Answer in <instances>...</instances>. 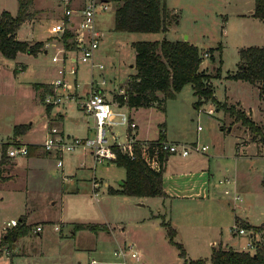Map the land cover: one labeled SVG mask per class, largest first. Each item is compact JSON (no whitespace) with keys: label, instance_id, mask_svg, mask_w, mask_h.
Here are the masks:
<instances>
[{"label":"rangeland","instance_id":"374dc122","mask_svg":"<svg viewBox=\"0 0 264 264\" xmlns=\"http://www.w3.org/2000/svg\"><path fill=\"white\" fill-rule=\"evenodd\" d=\"M165 2L178 21L166 33L115 32L113 21L116 4L108 2L106 11H98L96 29L101 40L94 53V68L91 62L84 63L79 59L77 63L71 62L80 56L75 46L65 54L59 52L63 47L62 42L52 31L51 35L47 33L49 24L55 18L53 9L39 15L45 18L36 26L35 37L53 41L45 49L46 52L41 50L36 56L19 55L14 59L0 56V67L3 68L0 72V95L6 98L5 106L0 107V152L2 143L8 144L7 150L19 144L15 139L10 140L16 125L31 126L21 140L30 142H44L50 128L55 126L59 129L57 118L46 122L45 107H54L51 117L56 116L58 111L62 112L65 116L62 122L64 130L80 138L86 128L91 130L93 127L92 118L81 111L79 104L89 94L91 78L97 84L105 81L100 88L106 98L113 101L116 96L124 94L129 77L135 73L132 67L135 56L133 43L164 38L188 41L200 48L201 69L211 76L209 85L215 92V98L227 103V106L238 102L247 111L252 110L253 118L264 132V90L261 103L256 87L244 81L227 79L238 68L240 49L264 47V21L250 17L254 0ZM50 4H55V0H33L29 12L38 15L40 9H46ZM3 11L16 15L18 0H0V13ZM73 39L74 36L72 43ZM55 55L59 58L56 63L52 61ZM99 64L103 68H98ZM21 65L25 67L22 73L17 72ZM73 68L76 72L72 75L70 71ZM53 69L55 76H45V72L50 74ZM62 69L64 79L72 85L77 84L70 95L74 100L59 106L47 105L41 98L43 105L34 101L33 85L30 83L55 79L56 76L61 78L58 71ZM58 92L62 93L61 90ZM195 101L192 87L187 84L165 102L164 111L157 107L141 108L136 116L137 122L133 118L136 125L138 123L133 134L137 138L158 139L166 131L168 135L182 134L195 138L196 127H201L198 144L208 145L211 149L208 160L211 162L210 191L214 193L211 195L213 199L207 203L193 204L188 214L189 223L188 219L183 220L188 224L178 228L179 236L174 241L181 244L189 259H204L209 264L212 251L209 243L219 239L230 241L229 227L233 226L234 217L247 220L257 227L264 223V187L261 183L264 177V145L236 148L239 134L230 118L224 112H216L209 101H202L203 104L197 108L194 107ZM259 107L262 108L261 112ZM112 108L131 115L125 106L113 105ZM210 108L213 114L208 113ZM223 124L224 132L221 131ZM230 127L232 130L228 132ZM127 132L125 126L112 128L119 143L125 141ZM108 138L112 142L109 134ZM77 151L64 155L63 174L60 168L55 167V156L45 155L40 161L30 163L23 156L9 158L4 173L8 181L0 182V264H117L119 261L113 253L124 246H132L139 257L134 260L128 258L127 264H182L179 250L169 242L166 228L161 224L162 219L152 216L156 210L151 199L145 201L108 193L104 184L117 188L125 179V170L113 162L100 163L93 168V159L89 155L85 160L74 158ZM44 152L41 144L32 153L41 156ZM226 166L229 167L228 173L224 169ZM93 177L101 181L98 197H92L90 181ZM225 178H230L235 184L219 185V181L224 182ZM236 195L242 201L234 204L233 197ZM24 219L28 227L27 234L20 238L19 244L23 246L18 244V240L16 244L3 240L10 231L4 230L8 222L15 220L19 223ZM39 224L43 231L35 234L34 228ZM104 224L112 227L113 231H92L86 227ZM77 225L83 227L77 229ZM122 232H125L124 235ZM241 239L235 247L240 250L246 241L245 237ZM16 248L18 250H14ZM19 252L27 255L12 256Z\"/></svg>","mask_w":264,"mask_h":264},{"label":"trees","instance_id":"16d2710c","mask_svg":"<svg viewBox=\"0 0 264 264\" xmlns=\"http://www.w3.org/2000/svg\"><path fill=\"white\" fill-rule=\"evenodd\" d=\"M116 4L114 10L113 30L127 33H166L172 24H177V16L168 9L165 0H105ZM32 0H18V11L11 15L7 11L0 13V54L8 59H13L18 53H26L35 56L43 47L42 42L30 43L16 39V32L20 26L34 14L29 12ZM252 18L264 21V0H254ZM72 34L66 32L62 39L63 47L71 50L74 43L71 42ZM135 73L129 77L124 88V94L114 98L120 106H126L129 110L138 108L157 107L164 111L165 102L173 98L185 85L192 87L193 95L197 98L194 107L202 101H210L215 108L222 110L234 119L235 122L245 127L251 134L253 141L264 145L263 128L255 123L250 116L235 105L221 104L214 98L213 90L209 85L211 76L201 69L202 51L196 45L188 41H143L133 43ZM239 64L236 72L229 74L227 79L244 81L259 89V96H263L264 90V47H247L239 50ZM212 55V54H211ZM213 56H211V59ZM219 68L216 77H219ZM35 90L42 89L39 95L42 100L48 93L46 84L34 85ZM262 98V97H261ZM49 109V107H47ZM30 129L29 124H20L13 127V136L24 135ZM224 128L222 127L221 130ZM164 133L156 141L164 140ZM19 146V144H16ZM8 144H2L0 152V181L7 180L5 167L9 164L6 155ZM28 151L32 149L27 146ZM136 158L128 159L117 153V166L125 170V179L119 190L109 189V194L128 197H166L162 186L163 164L168 154H158V170L152 169L143 160L140 149H135ZM264 187V178L262 180ZM12 228L3 240L12 241L14 238L27 232L24 224ZM166 228L169 242L179 250L182 264H207L204 259H187L186 252L181 244L174 241L175 230L169 223L163 222ZM77 225L75 228H82ZM92 231L101 230L98 225L86 226ZM252 228V227H251ZM255 227L253 229H258ZM209 264H264V252L258 248L255 252L237 251L222 247L213 248Z\"/></svg>","mask_w":264,"mask_h":264},{"label":"built area","instance_id":"2783aa9c","mask_svg":"<svg viewBox=\"0 0 264 264\" xmlns=\"http://www.w3.org/2000/svg\"><path fill=\"white\" fill-rule=\"evenodd\" d=\"M58 2L62 10V16L53 25L52 33L58 36L57 38L62 42L65 33L70 32L74 36L75 51L80 53V56L73 58L71 62L77 63L78 59L84 63L91 62V67L94 68L93 57L101 40L99 31L96 29V16L98 11L103 12L107 10L108 2L105 0H59ZM59 52L65 54L70 52V50L62 47ZM58 60L57 55L53 56V62L56 63ZM98 68H103V65L99 64ZM70 72L73 75L76 70L73 68ZM58 73L61 75V78H57L51 83L52 88L44 96L43 100L47 105L59 106L74 100L70 98V95L77 88V84L72 85L64 79V69L59 70ZM103 82L104 80H102L101 84ZM89 84V94L84 102H80L79 104L80 109L93 120V136L83 138L68 137L59 134L55 128H50L45 136V141L42 143L45 152L56 154L58 167L63 168L64 155L77 150L90 154L95 167L97 164L103 162L115 161L117 153L126 156L130 160H134L136 158L135 149L138 147L143 160L155 170L159 168L157 161L158 154L186 157L190 152L203 153L207 151V146L198 143L183 144L167 140L139 141L133 134L137 125L129 114L124 111L113 110V105L121 106L114 100L109 101L106 99L105 95L99 91L93 77ZM59 90L62 93H59ZM208 113L212 114V111H208ZM120 126H125L128 129L123 143H119L116 136L112 133V128ZM197 130L199 131L200 127H197ZM108 134L111 136L112 142H110ZM27 153V147L23 145L10 148L6 151L8 157L26 156ZM90 183L92 196L97 197L101 183L94 177ZM234 199L239 200L240 198L239 196H235ZM18 224L17 221L10 220L4 230L17 227ZM41 230V226H36L34 233L38 234ZM232 232L235 236L246 238L242 251L253 253L258 248H261L264 252V227L253 229L234 225ZM114 256L118 259V264H127L126 260L128 258H135L136 253L132 250L131 246H124L115 251Z\"/></svg>","mask_w":264,"mask_h":264},{"label":"crops","instance_id":"0c3cea01","mask_svg":"<svg viewBox=\"0 0 264 264\" xmlns=\"http://www.w3.org/2000/svg\"><path fill=\"white\" fill-rule=\"evenodd\" d=\"M52 3H53V1H52ZM48 9H53L54 10V16H55L54 20H52V23L49 24V27L47 28V33L51 35L52 34L51 30H52L53 23L57 22L61 18L59 16H62V10H61V7L59 6L58 0H55V4H50L48 8L40 9V12H39L38 15L35 14L32 19H29L26 22H24L20 26V28L17 30V32H16V36H15L16 39H18L20 41H28L30 43L42 42L43 43V47H42L41 50L46 52L45 49L50 47L53 44V41L52 40L50 41V38L47 39L46 41H43L42 39H37L35 36H36V33H37L36 28H38L36 26L37 25L39 26V23L41 22V20H43V18H45V17H40L39 15H41V14L44 15L45 14L44 11L48 10ZM252 12H253V10L250 12V17L252 15ZM96 20H97V18H96ZM255 20H257V19H255ZM96 25H97V23H96ZM26 28H27V30H25ZM33 37H35V38H33ZM19 55H28V54H26V53H18L15 57H17ZM212 55H213V53H212ZM0 56L5 58L1 54H0ZM28 56H33V55H28ZM2 70H3V68L0 67V72ZM24 70H25V67L23 65H21L20 70L18 69L17 72L22 73V72H24ZM45 76H50V78L52 76H55L54 69L51 71L50 74L45 72ZM56 79H57V76H56L55 79H51V80H47V81L31 82L30 85H33V100L37 101V102L38 101L40 102L39 95L42 92V89L35 90L34 85H36V84H46V85H48L50 87L51 83L54 80H56ZM97 85H98L99 91L101 93H103L105 95V97H106L105 92H103V90L100 88L101 85H105V81L103 82V84H101V82H100V84H97ZM254 87H256V89L258 90V95H259L258 87L257 86H254ZM214 93L215 92L213 91V94ZM0 96H1L0 97V102H1L0 103V107L2 108V106H5L4 102H5L6 98H3V97H5V95H0ZM213 96L215 98V95H213ZM259 98H260V96H259ZM41 100H42V98H41ZM196 100H197V98H196ZM260 101H261V103L263 102L262 99ZM203 102H208V101H203ZM203 102L201 104H203ZM218 102H220L221 104L225 103V102H221V101H218ZM40 103L42 104V102H40ZM225 104H227V103H225ZM200 105H198L197 107H199ZM212 105L215 107L214 104H212ZM233 105H235L237 108H240L243 111H245L250 116V118L255 123H257V120H255L253 118V111L252 110L247 111V109L244 108L238 102H236V104H233ZM53 109H54V107L51 108V109L50 108L47 109V107H45V110H46V113H47L46 122L48 123L50 120H54L55 118H57L58 120H56V122L58 124H60L59 129L57 127H55V126L52 127V128H55L59 132V134H61V135L68 136V137H70V136L73 137L74 135H70L69 133H67L64 130L62 122H63V119H65L64 118L65 116H64V114L62 112L58 111L56 116L51 117ZM140 109L141 108L131 109V110L128 109V111L131 113V115H129V116L132 118L133 121L135 119V122H137L136 116L138 115ZM81 111L83 113H85L83 110H81ZM208 111H212V114L214 113L211 108ZM259 111L261 112L262 108L259 107ZM216 112H223V111L216 109ZM224 114L227 115L230 118L231 123L233 124V126H236L237 129H238L239 136L236 137V139L239 140V142L236 144V148L237 147L239 148L240 146H241L240 148H244L246 146L248 147L251 144L252 145H256V147H263V144L259 143L257 140L253 141L251 139V134L249 133V131L245 127H243L239 123L235 122L234 119L232 117H230L228 114H226V113H224ZM257 124H259V123H257ZM197 127H200V126H197ZM197 127H196V137L195 138H189V137L184 136L182 134L181 135H168V134H166V131H164L163 138H164V140H167L169 142H176V143H183V144H195V143L199 142V132L202 131L201 127H200L199 131L197 130ZM30 128H31V126H30ZM137 128H138V123H137ZM223 128L224 129L221 130L222 132H224V130H225L224 124H223ZM91 130L94 133L93 127L91 128ZM91 130L89 128H86V130H84L85 133H82L81 134L82 136H80V138L89 137L90 134L93 135ZM231 130H232V127H230L228 129V132H231ZM12 131H13V129H12ZM27 132L24 135H21V136H18V137H14L13 136L12 138H10V140L11 139H15V141L19 142V145H23V146H26V147L29 145V146L32 147V149L28 151L27 155L23 156V157L26 158L28 163H30V161L33 162V160L40 161L42 158L46 157L45 155H47L49 157H54L55 156V158L57 159L56 154L50 153V152H44V155H41V156L33 155L34 153H32V152L34 150H37L39 148V146H41V144L43 142L21 141L22 137H24L27 134ZM137 139L139 141H141V142H147V141L150 142V141H156L157 140V139H148V138H145V137H139ZM2 144H5V143H2ZM205 146H207L208 149H207L206 152H203V153L190 152L186 157H182L180 155H169V156H167L166 157V161L163 164V177H162V186H163V190H164V192L166 194V197H164V198H161V197H145V198H142V199H145V201H147V199H151L152 203H154L153 206H154V208L156 210V214L152 215V216L156 217L158 219L161 218L162 219L161 224L163 222L169 223L170 226L175 230V237L179 236L178 228H180V226H184L185 224L189 223L190 218L188 217L189 216L188 214H189V212H191V207L193 206V204L200 203V202L207 203V202H209L210 200L213 199V198H211V195H213L214 193H212L210 191V185H211L210 181H211V177H212L211 162H210V160H208V158L210 157L211 149H210V147L208 145H205ZM77 152L78 153H76L74 155V158H76L78 160L79 159L85 160L87 155L90 156V154H88L87 152L81 151V150H78ZM29 154H30V156H29ZM9 158H15V157H9ZM107 162H113V161H107ZM81 166L82 165H80V168H82ZM55 167L56 168H60V167H58L57 162H56ZM95 167L93 166V168H95ZM224 169L227 171V173L229 172V167L226 166ZM60 170H61V173L63 174V169L60 168ZM7 178H8V176H7ZM263 178H262V180H263ZM262 180H261V182H262ZM7 181H8V179L3 181V182H1V181L0 182L1 183H5ZM231 182L232 181L230 180V178H225L224 182H222L221 180L219 181V185H222L223 183H226L227 185H230ZM232 183L234 185L235 181H233ZM104 186L107 187L108 190L109 189L119 190L120 187H121L120 184H119V186L117 188L109 187L106 184H104ZM100 188H101V186H100ZM111 195H113V194H111ZM113 196H122V195H113ZM236 196H239V195H236ZM239 198H240L239 200H235L234 197H233V203L234 204L240 203L242 201V199H241L240 196H239ZM176 214H178V215H176ZM184 219H188V223H183ZM23 222H25V223H22V221H21V223L24 224L25 228L28 227L26 225V219H24ZM19 223H20V221H19ZM234 225L243 226V227H246V228H251V227L252 228H255V227L257 228V226L251 225L247 220H240L237 217H234L233 226ZM17 226H19V224ZM37 226H41V228H42L41 224H39ZM263 226H264V223L261 224V227H263ZM101 227H102L101 230L102 231L104 230L107 233L110 232V231H113V229H111L112 227L109 228V226H107L105 224L101 225ZM232 227H231V225L229 227L230 228V232H231L230 241L229 240H224L223 241L221 239H219L218 241H211L209 243V245L211 246V250L213 248H217L219 246L222 247V248L233 249V250H237V251H241L242 250V249L240 250V249L235 248L240 243L239 240H242V239H241V237L237 238L238 241L235 239L236 236L232 232ZM122 229L123 228H121V230ZM10 230H12V229H10ZM42 231H43V228H42V230L40 232H42ZM122 233L124 235L125 232H122ZM26 234H27V232L22 234V235H20L17 238H14L12 241L15 242V241L18 240L17 242L19 244L20 243V238L22 236H25ZM14 244H16V242ZM19 245L21 246L22 244H19ZM14 250H18V249L16 248ZM19 250H21L20 247H19ZM13 255L25 256L27 254L24 253V252L23 253L19 252V253H16V254L15 253L12 254V256ZM113 256H114V253H113ZM210 256H211V253H210ZM137 258H139V257L136 254V257L133 258L132 260L137 259ZM186 258L189 259L187 257V254H186ZM209 259H210V257H209ZM103 264H110V263H103ZM113 264H115V263H113Z\"/></svg>","mask_w":264,"mask_h":264},{"label":"water","instance_id":"95a60500","mask_svg":"<svg viewBox=\"0 0 264 264\" xmlns=\"http://www.w3.org/2000/svg\"><path fill=\"white\" fill-rule=\"evenodd\" d=\"M119 184H120V186H122V185H123V183H122V182H120Z\"/></svg>","mask_w":264,"mask_h":264}]
</instances>
